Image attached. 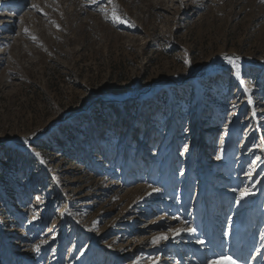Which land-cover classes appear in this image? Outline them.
I'll return each mask as SVG.
<instances>
[{
	"label": "rangeland",
	"instance_id": "obj_1",
	"mask_svg": "<svg viewBox=\"0 0 264 264\" xmlns=\"http://www.w3.org/2000/svg\"><path fill=\"white\" fill-rule=\"evenodd\" d=\"M224 257L264 264V0H0V264Z\"/></svg>",
	"mask_w": 264,
	"mask_h": 264
},
{
	"label": "snow or ice",
	"instance_id": "obj_2",
	"mask_svg": "<svg viewBox=\"0 0 264 264\" xmlns=\"http://www.w3.org/2000/svg\"><path fill=\"white\" fill-rule=\"evenodd\" d=\"M93 2H96V0H93ZM108 2L111 3L112 0H108ZM105 15H107V13H105ZM112 20H113V22H120V23H123V22H124L123 19H122L120 16L117 15L115 9H113V11H112ZM33 39H35V38L33 37ZM226 59H227V62H228L229 64H232L233 66H235V63H234V61H233L232 59H230V58H226ZM185 62L187 63V61H185ZM236 75H237V79H240L239 71H238V70H237ZM245 90L248 91V92L251 91L250 88L245 89ZM249 103H251V100H249ZM36 156L39 157V156H40V153H36ZM43 162H44V161L41 159V163H43ZM248 175H251V173H249ZM153 191H158V190H157V189H153ZM233 191H235V189H234ZM246 194H247V191H246V190H245V191H241V192H240V199H244L245 196H246ZM175 231L179 232L180 230L177 229V230H175ZM193 231H194V230H193ZM165 239H167V236H166V235H160V236L154 237L153 240H152V243H153V244H156V243H158L159 241H161V240H165ZM198 242H199V243H203V241H198ZM37 250H38V249H37ZM136 264H139V261H137ZM213 264H235V261L232 260L231 257H224V258H223L221 261H219V262H217V261H213Z\"/></svg>",
	"mask_w": 264,
	"mask_h": 264
}]
</instances>
